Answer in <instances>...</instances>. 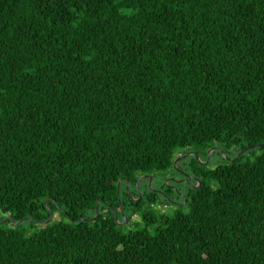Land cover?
I'll return each instance as SVG.
<instances>
[{"label":"trees","instance_id":"trees-1","mask_svg":"<svg viewBox=\"0 0 264 264\" xmlns=\"http://www.w3.org/2000/svg\"><path fill=\"white\" fill-rule=\"evenodd\" d=\"M0 211V264H264V0H0Z\"/></svg>","mask_w":264,"mask_h":264},{"label":"flooded vegetation","instance_id":"flooded-vegetation-1","mask_svg":"<svg viewBox=\"0 0 264 264\" xmlns=\"http://www.w3.org/2000/svg\"><path fill=\"white\" fill-rule=\"evenodd\" d=\"M220 150H222V149L216 145L206 148V152L207 153H208V151L210 152L209 156L214 151H216V152L219 151L217 156H216V157H218V160H221V159L229 160L230 158L233 157V156H231V153H232L231 150L232 149L225 148L223 154H222V152H220ZM185 153H188V155L194 156L196 158L195 154L197 156H199L201 153V150H189ZM180 156H182V154L177 155L174 158V160L179 158ZM182 158H184V157H182ZM182 158L177 159L176 163ZM198 161H201V160H198ZM188 163H189V161H188ZM199 164H200V162H199ZM198 174H200V172H198ZM138 178H140V181L138 182V185L136 187V182H137ZM191 178L194 179V181H195L194 183L189 181V179H191ZM193 179H191V180H193ZM197 179L199 180V184H200V179L195 175L194 172H192L190 170V168L188 166H186V167L181 166V167H175L174 171H172L170 169L167 170L166 174L164 175V178L162 179V182L158 181V179L151 174H147V173L141 174L137 177L136 182L133 186L128 184V189H129V192H133V190H134V192L137 193V197L133 198L135 200L138 199V196L140 199L142 197H145V198L151 197L154 194H158V195L164 194V195H167L172 202H174L176 204H180L181 202H178L176 200L177 195L179 197L185 198L184 199V201H185L186 200L185 190H188L189 187L194 188V187L199 186ZM161 183L164 185H162ZM180 183H185V186H181V185L177 186Z\"/></svg>","mask_w":264,"mask_h":264},{"label":"rangeland","instance_id":"rangeland-1","mask_svg":"<svg viewBox=\"0 0 264 264\" xmlns=\"http://www.w3.org/2000/svg\"><path fill=\"white\" fill-rule=\"evenodd\" d=\"M207 153V152H206ZM259 153V150L258 149H255V148H253V150L252 151H249V152H247L244 156H243V159H253L254 157H255V155L256 154H258ZM217 156V153H216V151H214L208 158H207V154H206V156H204L203 155V151L200 153V155L198 156V160H201V161H198L197 159V163H199L200 162V165L202 166V168L203 169H209V168H211V167H214L216 164H218V163H220L222 160H218V157H216ZM159 180H161V178H159ZM189 181H192L191 179H189ZM184 184L185 183H180V184H178V185H182V186H184ZM177 185V186H178ZM131 193V196H129V195H127L128 196V198L130 199V200H132L133 198H135V194H134V192H130ZM122 197H123V200L124 201H127V197L126 196H123L122 195ZM163 202H165L164 200H163V198H157L156 199V203L157 204H162ZM168 206H169V208L171 209L173 206L172 205H170V204H168ZM58 211L59 210H57V212H55L54 214H53V216H55V215H57L58 216ZM10 214L9 213H3V212H1L0 211V225L1 226H4V227H14V226H16L17 224H15V223H11L10 222ZM51 218H49V220H50ZM119 221V220H118ZM120 222V221H119ZM128 225H130L131 226V223H129ZM20 226L21 227H23V228H30V230L32 231L33 229H34V226L33 227H29L28 225H27V223L25 222V221H23L21 224H20ZM127 226V225H126Z\"/></svg>","mask_w":264,"mask_h":264},{"label":"water","instance_id":"water-1","mask_svg":"<svg viewBox=\"0 0 264 264\" xmlns=\"http://www.w3.org/2000/svg\"><path fill=\"white\" fill-rule=\"evenodd\" d=\"M257 145H259V144H257ZM251 147H253V146H249V147H245V148H243L242 150H240L233 158H230L229 160H235L240 154H242L244 151H246L248 148H251ZM209 151H208V153H207V158L209 157ZM188 155V153H186V154H184V155H182V156H180L179 158H182V157H185V156H187ZM195 156H196V158L198 159V156L195 154ZM179 158H177V159H179ZM177 159H175L174 160V164H175V162L177 161ZM120 181H121V179H119L118 181H117V193H118V189H119V183H120ZM140 181V178H138V180H137V182H136V187H137V185H138V182ZM197 181H198V185H199V180L197 179ZM125 186H126V189L128 190V183H127V181H126V184H125ZM138 198H139V196H138ZM85 219V218H84ZM115 220L117 221V216H116V214H115ZM124 221H125V219H124V217H123V220H122V222H121V224L122 223H124Z\"/></svg>","mask_w":264,"mask_h":264}]
</instances>
